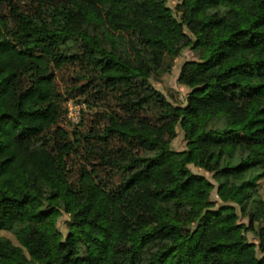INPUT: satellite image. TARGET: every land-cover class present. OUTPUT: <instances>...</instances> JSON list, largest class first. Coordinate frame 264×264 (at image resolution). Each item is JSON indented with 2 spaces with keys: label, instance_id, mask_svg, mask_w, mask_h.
Listing matches in <instances>:
<instances>
[{
  "label": "trees",
  "instance_id": "trees-1",
  "mask_svg": "<svg viewBox=\"0 0 264 264\" xmlns=\"http://www.w3.org/2000/svg\"><path fill=\"white\" fill-rule=\"evenodd\" d=\"M0 2V264H264V0ZM188 45L172 104L148 78Z\"/></svg>",
  "mask_w": 264,
  "mask_h": 264
},
{
  "label": "rangeland",
  "instance_id": "rangeland-1",
  "mask_svg": "<svg viewBox=\"0 0 264 264\" xmlns=\"http://www.w3.org/2000/svg\"><path fill=\"white\" fill-rule=\"evenodd\" d=\"M21 4L28 5L30 2L34 5L37 9L40 8L38 4L40 3L39 0H16ZM41 1V0H40ZM43 1V0H42ZM180 0H167V5L175 12H176V5L179 3ZM41 10L46 9L44 5L41 6ZM5 10L3 8V4L0 2V14L4 13ZM191 35V34H190ZM196 59L195 52L191 49L188 45L178 56L174 58H168L164 61L161 70L158 72H152L148 78V82L155 87L161 94L167 97V99L172 104H184L185 97L188 92V88L183 84L178 82V75L180 72L181 65L184 61ZM83 71L79 68L76 64H67L62 67V69L56 71L55 83L60 92L64 94L65 100L63 101V107H66V112L63 117L60 119V125L71 131L73 129V125L76 123L72 120V116H69V112L72 114L74 113V106H79L78 112L80 115L81 109L84 107V103H79L76 100L83 101L84 96L73 95V92H70L71 86L76 83H80L82 79L79 77ZM91 99L88 100V105H86L85 110L83 111V119L84 123L79 126L78 129H88L90 125L96 123L97 125H103L105 122L104 117V110L103 106L96 107L95 105H90ZM70 109H72L70 111ZM79 120V118H78ZM204 118H200V123L203 122ZM95 121V122H94ZM172 146L175 149L181 150L186 147V141L184 139V133L180 126L176 128V136L172 140ZM81 158L76 157L75 160H80ZM189 168L195 172L206 176L213 184L214 188L210 193V199L215 202V205L220 203L219 198L216 195V186L217 182L214 180L212 173L204 170L200 167L194 166L192 164L189 165ZM75 170V168H74ZM259 195L264 199V182L263 180L259 181ZM239 213V220L245 224L248 223V217L240 212V209L237 208ZM62 225V224H61ZM0 235L7 236L13 242H16L14 236L8 231H0ZM245 236L248 241L257 243V240L254 234L251 231L245 232ZM26 253L30 256L35 254L33 249H29Z\"/></svg>",
  "mask_w": 264,
  "mask_h": 264
},
{
  "label": "built area",
  "instance_id": "built-area-1",
  "mask_svg": "<svg viewBox=\"0 0 264 264\" xmlns=\"http://www.w3.org/2000/svg\"><path fill=\"white\" fill-rule=\"evenodd\" d=\"M79 106L77 105V106H74L73 108V110H74V113L72 114L71 112H69V116H72V120L74 121V122H77L78 121V118H79V112H78V108ZM72 109H70V111H71Z\"/></svg>",
  "mask_w": 264,
  "mask_h": 264
}]
</instances>
